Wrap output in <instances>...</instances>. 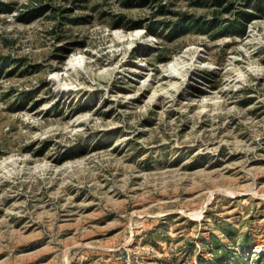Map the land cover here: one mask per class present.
I'll return each mask as SVG.
<instances>
[{"label":"rangeland","instance_id":"obj_1","mask_svg":"<svg viewBox=\"0 0 264 264\" xmlns=\"http://www.w3.org/2000/svg\"><path fill=\"white\" fill-rule=\"evenodd\" d=\"M0 264H264V0H0Z\"/></svg>","mask_w":264,"mask_h":264},{"label":"bare ground","instance_id":"obj_2","mask_svg":"<svg viewBox=\"0 0 264 264\" xmlns=\"http://www.w3.org/2000/svg\"><path fill=\"white\" fill-rule=\"evenodd\" d=\"M201 50H199V52L196 54V56H197V58H203L204 57V55H203V53L202 52H200ZM182 58H185L184 56L182 57ZM181 58V59H182ZM83 60L81 59V58H78L77 56H75V57H71L69 60H68V62H66V64H65V66H64V68L62 69V71H58V75L60 76V72H63V74L64 73H66V72H68L69 70H72V69H75V68H83V66H85L84 65V63L82 62ZM191 61H193V60H191ZM175 63V62H174ZM207 63V62H206ZM178 63H176V64H174V66H172V67H170V70H171V73H170V71L168 70L169 68H167V70L169 71V76H176L177 75V73H178ZM184 67V66H183ZM84 69V68H83ZM192 69V68H191ZM85 70V69H84ZM184 71V70H183ZM193 71V70H192ZM185 73V75H186V73L188 74L189 72H184ZM179 74V73H178ZM66 75V74H65ZM63 77V76H62ZM200 215V214H199Z\"/></svg>","mask_w":264,"mask_h":264},{"label":"trees","instance_id":"obj_3","mask_svg":"<svg viewBox=\"0 0 264 264\" xmlns=\"http://www.w3.org/2000/svg\"><path fill=\"white\" fill-rule=\"evenodd\" d=\"M250 15H254V14L251 13ZM189 22H191V21H189ZM197 26H199V27L202 29L204 25H197ZM229 26H230V27H229ZM231 28H236V29H240V30L244 31L245 28H246V26H245V24H243L242 21H240V20H235V21L231 22V23L226 27L225 32H228ZM221 32H223V31H221Z\"/></svg>","mask_w":264,"mask_h":264}]
</instances>
